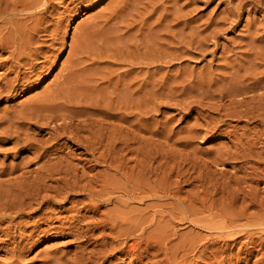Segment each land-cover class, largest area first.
Masks as SVG:
<instances>
[{
	"label": "bare ground",
	"instance_id": "bare-ground-1",
	"mask_svg": "<svg viewBox=\"0 0 264 264\" xmlns=\"http://www.w3.org/2000/svg\"><path fill=\"white\" fill-rule=\"evenodd\" d=\"M54 1L0 0V55L8 54L4 60L0 59V74L3 75L0 99L23 93L31 79L37 77V71L49 62L47 51L41 46L42 50L35 49L33 45L35 39L40 38L38 36L51 33L52 23L55 25L52 20L57 10ZM214 1L204 0L206 3ZM219 1L226 9L199 24L200 19H194L190 10L183 13V6H178L176 0H121V7L116 4L119 10L111 9L108 16L98 17L104 25L92 24L99 35L107 37L104 40L117 43L125 37L121 33L118 35L119 25H126L128 31H133L139 22L136 34L135 31L131 34L130 41L125 39L128 43L125 41L124 47L128 52L122 47L127 53L120 49L121 52L114 49L116 52L111 53L113 58L119 56L120 64H126L128 70L117 75V71L113 72L115 77H111L106 76L108 72L102 70L104 67L100 71L106 75L95 73V68H81L84 62L79 57L85 55L81 47V53L75 52L74 60L64 70L67 73L60 77L55 90L23 105L17 115L1 114L0 140L4 142L0 143V154H12L14 159L25 155L11 168L0 166V252L7 261L3 262H22L27 245L35 234L42 233L72 238L76 248L68 258L69 253L60 254V257L57 253L47 256L45 264H107L114 257L128 264H232L234 261L250 262L255 253L258 260L254 264H264V151L258 152L255 148L256 144L264 148V40L260 36L264 23L251 21L249 17L244 27L247 33L245 53L240 52L244 54L233 60L232 56L228 57L219 75L209 71L197 75L198 78L193 75L180 80L182 73L178 77L169 73V78H156L165 68L163 64L170 66L189 56L206 57L210 53L209 45L213 43L215 48L219 36L238 26L245 13L264 14V0ZM130 8L134 9V14L128 11ZM152 17L155 22L147 26ZM58 23L56 21V25ZM127 33L125 31L124 35ZM85 34L87 32L83 36ZM39 59L41 62L33 64V60ZM90 60L98 63L93 58ZM39 64L42 67L38 68ZM101 84L104 87L99 89ZM158 99L166 100V104L173 101L177 107L181 105L183 111V107L187 111L206 108L214 115L186 129L188 135L180 142L185 148L198 139L205 143L221 137L227 132L223 128L229 127V121L238 124L243 120H248V124L254 121L257 127L251 129L253 131L245 126L244 130L240 128L244 133H234L232 147L218 148L216 157L210 161L211 165L239 164L232 167L234 174L222 181L223 173L217 179L209 162L205 165L201 162L203 172L196 166L200 175L195 179L202 189L200 193L197 190L191 197L188 195L190 198L186 196L188 193L187 199L177 198L175 191L178 189H172L174 186L164 170L173 157V150L169 149V158L164 153L168 154L167 150L164 148V151L161 144L156 145L157 140L149 138L165 136L166 132L168 138L165 137L169 139L176 129L173 132L166 125L161 127L162 124L158 126L161 129H156L153 127L156 118H151L153 114L147 117L151 118L149 123L142 115V109L153 107ZM151 108L150 112L159 110ZM148 113H144L145 117ZM108 119L121 122L122 127L123 123H128L135 130L131 132L120 124L117 126L118 122L113 125L110 121L109 125ZM260 126L262 131L257 130ZM145 131L147 139L153 142L147 152L146 147L141 146L146 139L139 138L138 134ZM250 136L253 137L250 139ZM132 143L140 146L133 149ZM6 144L11 147L3 148ZM129 154L130 158L134 155V159L127 160ZM129 160L135 165L129 166ZM171 162L172 166L180 163L173 164L172 159ZM183 164L174 168L182 169ZM174 171L171 168L169 172ZM146 201L151 203L147 205ZM134 204L147 207L141 210L133 207ZM110 206L112 208L108 209ZM24 218L29 221H19ZM176 221L207 231L209 236L201 238V234L192 230L188 233L178 231ZM221 245L227 249H222Z\"/></svg>",
	"mask_w": 264,
	"mask_h": 264
},
{
	"label": "rangeland",
	"instance_id": "rangeland-1",
	"mask_svg": "<svg viewBox=\"0 0 264 264\" xmlns=\"http://www.w3.org/2000/svg\"><path fill=\"white\" fill-rule=\"evenodd\" d=\"M72 1L75 2V3H72L71 0H63V1L62 0H55L54 1L53 4L56 7L55 10L56 9L57 10L54 12L52 20H53V22L55 21L54 22L55 25L53 26V23H52V25L49 28V33L50 32L51 33L55 32L56 34L55 33H53V34L50 33L49 35H53V36H51V38H50L49 35L48 36L46 35L47 37L45 35H44V37H42V35L38 36V37H40L39 38L40 40L37 37V39L39 41L35 39V45H33V47L35 49L42 50L40 48V46H41L42 48H44L43 49L44 52L47 51L46 52V56H48L49 62L47 63V65L44 66L45 68H43L42 70L37 71L38 72L37 77H33V79H31V81H30L31 83L28 84V86L26 87V89H25V91L23 93H21L18 96H15V97L14 96L12 97V95L11 96L8 95L7 97H4V98L0 99V112H1L0 116H1V114L2 115L3 114L4 115L5 114L6 115L7 114L10 115V113H11L10 117H12L14 115H17L18 114L17 111L21 112L23 107L26 106L25 104H27V103L29 104L31 101L36 100L39 97H42V95L44 93L48 92L51 89L55 90L56 86H57V84L59 82L60 77L67 73V71L65 72L64 70L70 65L69 64L70 61L74 60L73 56L75 55V52L77 51V53H79V52L81 53L82 48H84L82 51H84L85 55H82V56L79 55L80 56L79 58L82 57V62H84V65L81 66V68H91V69L95 68V69H93L94 72L95 73L97 72V74H99V72L103 73V71H100L101 70L100 68L104 67V68H102V70L106 69L104 72H108V74L107 73H106L107 75L105 73H103V74H105L106 76L110 75L111 77L115 75L116 71L118 72V73H116V75H117V74H119V72L123 73L125 70H128L126 68L128 66H125L126 64H124V63H123V65L120 64L122 62L120 61L121 59L119 58V56H114L116 58V60H114L115 58H113V55H111V53H113V51L116 52V50H118L117 53L120 50L124 51V52H126V51L128 52V50H126V48L124 47V44H125L124 42L126 41V44H127L128 41H130V39H131V37H130L131 34L132 35L136 34L137 29L140 27L139 22H137L138 23L137 29L133 30V31L132 30L128 31L126 29V27H125L126 25L125 26L123 25V27H125V28H123L120 25L119 26L116 25V26L119 27L118 35H119V33H121V35L123 34L122 36H125V37H121V35H120V37L123 39V41H122V39L117 41L118 45H120V46H118L117 43H114L116 41H112L114 43L113 44L112 42L109 43V41L107 40L109 45H110L109 46L107 44V41L104 40V38L106 36L104 37V35L103 36L99 35L96 32V28H95V26L93 24L95 22H98V23L100 22L99 24L101 26L104 25V23L101 22L102 20H100L98 17L100 15H102V14L108 16V14L111 12V11H108V10H111V9L112 10L113 9H118L119 10L120 8L119 7L117 8V5L119 4V2L121 0H84V1L72 0ZM167 1H169V0H167ZM176 1L178 3L177 4L178 6H180V7L183 6V9H184L182 11L183 13L184 12H189L188 10H190V13H191L192 17H195L194 19H200L199 24L204 22V21H206L209 17H212V16L213 17H215V16L217 17L224 9H226V5L225 4H221V1H219V0H216L213 3L212 2L211 3H206V2H204V0H176ZM77 2H79V3H77ZM170 4H172V3H170ZM76 5L78 6L77 8L75 7ZM118 6L121 7L120 4ZM171 9H170V12H172ZM133 10H132V8L128 9V11H132L131 14L132 13L134 14ZM126 13H125V15H126ZM128 14L129 13H127V17H128ZM138 17L139 16H137V20H140V17H139V19H138ZM154 17H152L148 21V24L149 23L153 24L155 22V18ZM249 17H250V19H249ZM242 18H243V20H241V22H240V24H238V26H235L233 29L225 31L221 36H219L220 38H218L219 40H217L218 43H216L215 48L213 46L214 45L213 43H211L209 45L210 46L209 47L210 53L206 57H201V56L200 57H198V56L191 57V56H189V57H185L182 61H179V63L176 62V63H173V65H170V66L169 65L165 66V64H163L165 68H163L162 71L164 73L162 71L157 73L158 75H157L156 78H160V77L169 78L170 75L171 76L173 75L172 77H178V75H180L181 73H182L181 77H179L180 80H181L182 77H187L188 76L190 78V76H193V75H194V77L196 76L195 78H198V76H200V74L201 75H205V74L210 73L209 71H211L210 74L214 75V73H215V75H219V73H221L223 71V68H221V67H224V65H225V64L223 65V62L228 60V57L232 56L230 58H231V60H233V59H236V57H238V56H239L238 58H240L242 56V54L245 53L243 51V47H244V44L246 42V35H247V33L245 31L246 29L244 28L246 23L249 20H251V19H252L251 21H253V20L255 21L256 20L255 22H257V23H259V22H263L264 23V14L263 13H260V14L256 13L255 14V12L252 11L250 13V15L245 13ZM135 20H136V18H135ZM152 20H154V21H152ZM56 21L59 22L58 25H56ZM114 23L115 22H113V24ZM110 24L112 25V22ZM136 24H134V25H136ZM89 25L92 26V28L90 27L91 30L89 28ZM93 26H94V28H93ZM147 26H150V24L147 25ZM86 28H89V30L87 29L89 32L86 31ZM263 28H264V24H263ZM54 29H55V31H54ZM124 30L128 32L125 35H124V33H125ZM85 31L87 32V34H85V36H83L84 33H86ZM90 31H93V33L90 34L91 33ZM130 32H132V33H130ZM133 32H134V34H133ZM94 33L96 35H94ZM146 33H147V31H144L143 34L146 35ZM260 33H262L260 36L264 40V29L261 30ZM88 35H91V36L89 37ZM132 37H134V36H132ZM142 37L143 36H141L140 39H142ZM105 39H107V37ZM125 39H127L128 41L125 40ZM103 41H106V42H103ZM36 42H38V43H36ZM132 42L134 43L135 41H132ZM41 43H42V45H41ZM242 43H243V46H242ZM107 46H109L111 48L109 49ZM217 46H218V48H217ZM113 47H115V48H113ZM122 47L126 51L124 49L122 50ZM106 49H109V50H107V52H104V51H106ZM114 49H116V50H114ZM110 50H112V52ZM108 51L110 52V54H108ZM240 52H244V53H240ZM106 54L109 56V58L110 57L111 58L110 59L107 58L108 56ZM235 54H238V55H235ZM0 56H2V57H0V59L4 60L3 58H5V57L7 58L8 54H4V55H0ZM101 56H102V59H101ZM92 58L95 59V61L98 62V63L95 64V62H93L94 60L93 61L90 60ZM117 58H119V60ZM103 59H106V60H103ZM39 60H33L32 62H33V64H37V63L41 62V59H39ZM42 61H43V59H42ZM41 64H39L40 66H38V68L42 67ZM100 64H101V66H99ZM95 65H97V66H95ZM163 65H161V66L163 67ZM96 68L99 69V70H97ZM22 72H24L23 69H22ZM113 72H115V73L111 74ZM212 72H214V73H212ZM101 73H100V76H102ZM160 73H161V75H160ZM169 73H170V75H169ZM202 73H204V74H202ZM176 74H177V76H175ZM1 75L2 74H0V76ZM105 75H103V76H105ZM162 75H166L167 77L166 76H162ZM2 76L0 77V83H1ZM97 78L100 79V77H97ZM98 83L100 84L101 82H98ZM101 87H104V85L102 86V84H101L99 89ZM9 96H10V98H9ZM158 100H157L158 102L156 101V105H154L153 107L151 105V106H148V108L145 109V110L142 109V112H143L142 115H144V117L143 116L142 117H143V119H147V117H150L151 114H153L151 116V118L153 120L156 118L155 119L156 122H154V126H153L154 128L157 129V128H159L161 126L159 124H162L161 127L166 125L169 130L172 129L173 132H175V129H176V132L178 133V134H176V132L173 133L174 135H172V136L173 137L175 136L174 139H173V137H170L169 139H166V137L168 138V136H167L168 134L166 132H164V134H166L165 135L166 137L163 135L162 137L158 136V137H155L153 139L149 136V138L151 140H155V141L157 140V144L156 145L161 144V147H163V150H164V148L167 150L168 154H166V152H164L165 155H168V156L170 155L171 156V154H172L173 157L170 158V156H169V158H170L169 161L170 162H168V159H167L168 156H166V160H167L166 162H168L167 163V168L168 169L164 168V170H165V173L171 179V181L169 180L170 184L172 183L171 186H174L173 188L172 187L171 188L172 189L177 188L178 190H181V192L178 191V190H177L178 191L177 192V191H175L176 189H174L176 194L178 193L177 194L178 196H176V197L183 200L186 196L190 195V197H191L192 194H194V192L197 193V190H198V193H200V191L202 190L201 188L200 189L198 188L200 186L195 181V179L197 178L198 174L200 175V173H198V172H200L201 168L203 169V165L202 164L205 165V163L209 162L208 164L211 165V162L213 161V159L217 155L216 151L218 150V148H221V147L222 148H226V147H230L231 148L233 141H235V139H233L234 138L233 135H235V134H239L240 135L241 132L243 134L244 133L243 130L246 129V128H248V130L249 129L250 130L254 129L255 127H257V124L253 123L254 121L253 122L249 121V122H251V124L250 123L248 124V120H243L242 123H239V124H238V122H235V121H229V124L227 122L229 127L223 128L224 130L227 129V130H225V132L226 131L227 132L223 133V135L221 137H218V138L215 137L214 141H208V142H205V143H201V139H198L194 143L191 142L192 143V144H190L191 146L187 145V148H185V146L183 147L182 144L180 145V142L182 143L183 142L182 140L186 139L185 136L188 135L186 133L189 130L188 128H191L195 122L201 123L202 121H204V119H205L204 117H208L209 115L211 117L213 114L208 112V110H206V108H196V107L192 111H187L186 107H183L184 111H185L184 112L183 109H182V106L180 105V107H177V104L175 105V102H173V101L169 102L168 104H166L167 103L166 100H163V99L162 100L158 99ZM160 100L162 102L161 103L162 105L158 104V103H160ZM165 101H166V103H165ZM190 101L191 100H188V102H190ZM163 103H164V105H163ZM170 103L174 104V106L176 108L174 106H172ZM151 107L154 109V111L158 110V109L159 110L155 111V112H150L148 109L151 108ZM152 108L150 110H152ZM13 112L15 114H13ZM147 112H149L150 114L148 113L146 115V117H145V114ZM153 116H155V117L153 118ZM151 118H149V119H151ZM149 119L146 120L147 123H149ZM110 121L113 123V125L116 122H118L117 120L115 121L113 119H108V122H110ZM146 121H143L142 124L144 125V122H146ZM111 122H110V124L109 123L108 124L111 125L112 124ZM166 122L167 123L169 122V123L166 124ZM120 123L121 122H118V123H116V125L119 126ZM147 123H145V124H147ZM126 124H128V123H126ZM126 124L123 123V127L125 129L129 128L128 130L132 132V130L134 128L133 127L130 128V124H128L129 126L126 125ZM168 125H170V127H172V128H170ZM144 126H147V125H144ZM121 127H122V125H121ZM242 127H244L243 130L240 129ZM159 129H161V128H159ZM186 129H188V130H186ZM236 129H237L238 132L236 131ZM257 130L258 131H262L263 130L262 126H260ZM251 131H253V130H251ZM133 132H135V131H133ZM142 132L138 133V134L141 135V136L138 135V137L139 136H140L139 138L143 137V139L145 138L146 140L141 139V140H143V143H142L141 146L146 147V149H144L145 151L148 150V147H150L149 148V150H150L151 149V145H152L153 142L148 140L149 138H148V134H147L148 132L147 131H145L144 133H142ZM149 135H150V133H149ZM129 137L132 138V135L129 136ZM252 137L253 136H250V139ZM46 138H47V136H46ZM166 140H170L171 142H173V140H174V142L171 143L170 141L168 142ZM175 140H177V141H175ZM146 141H147L148 144L146 143ZM160 141H161V143H160ZM164 141H166L165 145H167L168 147L163 145ZM1 142H4V140L1 139L0 143ZM176 142H178V144ZM168 143L171 144V147H170V144H168ZM136 144L137 143H132L131 144L133 149H135L136 147L138 148L140 146L139 144H137V146H136ZM6 145H4V146L2 145L3 148L11 147V144L7 145V147H6ZM148 145H150V146H148ZM257 145H258V147H257ZM260 146H261V144L260 145L256 144V147H255L256 150L258 149L257 150L258 152H259V150H260V152L264 151V148H262ZM132 147H130V148L132 149ZM144 147H142V148H144ZM152 148H153V146H152ZM169 149H171V151L173 150V153L171 152V154H170L169 153L170 152ZM166 150H164V151H166ZM192 153L194 155H192ZM11 155H8V156L4 155L3 156V154L2 155L0 154V164L2 162H4L0 166L3 167V165H5L3 168H6L7 166H8V168H11V166H13V164L16 165V163L18 164L19 162H21L22 158L25 156L24 154L23 155L20 154L18 158L14 159V157L12 158L13 155L12 156ZM128 156H129V158H128ZM128 156L126 158L127 160L128 159H130V160L134 159V155H133V158H132V155H131V158H130V154ZM175 156H176V158H175ZM195 158H196V160L198 162L195 160ZM171 159L173 160V164H175L174 162H180V163H176V165H174V166H177V164H180V166H181V164H183L181 162L185 163V161H186L187 164L186 163L183 164L182 169H181V167L174 168V166H172ZM130 160H129L130 164L129 163L128 164H129V166L131 165V167H132L135 164L133 162H131ZM162 161H165V159H163ZM194 161H195V164L197 163V165H195V166H194ZM190 162H191V164H190ZM201 162H203V163L201 164ZM229 163L230 164H228L226 166L215 165V164L211 165V167H212L211 170L215 171V172H213V174L215 173L214 175L217 177V179L219 178V176H221L220 174L223 173L224 179L222 177V181L225 180V179L227 180L228 177L231 176V174H234V169L232 167L240 166L239 164H237V165L233 164V166H232V163L231 162H229ZM169 164L171 165V167H170ZM191 165H193L194 167H192ZM196 166L199 167V168L201 166V168L198 169ZM171 168H173V170L175 169V171L172 172V173L169 172ZM193 168L197 172L194 173L193 172L194 170H191ZM202 169H201V171H202ZM178 170H181L182 172H184V174L181 171H178ZM216 170H217V172H216ZM212 171H211V173H212ZM218 172H219V174H218ZM160 178H161V175L158 178V181H157V179H155V180L157 182H159ZM192 178L194 180H192ZM5 179H6V177H4V180ZM222 181H220V182H222ZM201 196H203V195H201ZM190 197L188 196L187 198H190ZM187 198H185V199H187ZM214 198L217 199V198H219V196H215ZM163 200H165V199H163ZM148 202L149 201H146L145 203H147V205H148ZM170 202H173V201H170ZM150 203L151 202H149V204ZM147 205L144 206V204H136V205L134 204L133 207H135V208L137 207L138 209L144 210V209H146ZM68 207H70V206H68ZM80 207H78V208H80ZM143 207H144V209H143ZM111 208L112 207L110 206V208H108V209H111ZM166 210H168V209H166ZM25 220H26V222L29 221L27 218L26 219L24 218V219L19 220V221H24L25 222ZM168 220H169V218H168ZM190 226L191 225H189V224L188 225L187 224L186 225L185 224H178V222L175 224V228L176 227L178 228L176 230L182 231L183 233H188L189 230H192V231H194V233H196L198 235L201 234L200 235L201 238H207L209 236V232H207V231L205 232L204 230L201 231V229L193 227V226H191L192 227L191 228ZM149 230H148V232H149ZM151 231H152V228H151ZM182 232H180V233H182ZM35 236L36 237H33V239L35 241L32 239V242H30V244H33V245H30V244L27 245L26 249H28V250H25L27 252L24 253V255L22 257L23 259L21 258L22 262L20 261L19 264L20 263L21 264H43L44 263L45 264L46 261L45 262H43V261L47 258V256H53V254H56V253L58 254L57 257H60V254H61V256H65L66 254L69 253V256L68 255L66 256L68 258V257H70L72 255L71 253H73L75 251V249H76L75 245H73L74 243L72 241V238H69V237H67L65 235H62V234H48V235H45L46 236L45 237L42 233H38L37 235L35 234ZM96 245L97 244H95V246ZM220 247L221 248L223 247L222 249H224V250L227 249L226 246H222L221 245ZM239 247L240 246H238V248L236 247L237 251H238ZM222 249H220V250L222 251ZM237 251H235V252H237ZM54 256H56V255H54ZM256 256H257V254L255 253L254 254L255 258L253 257L250 262H242L241 263V262H238V261H234V262H232V264H248V263L249 264H254V263H256V260H258V259H256ZM116 258L117 257L112 258L113 260L109 259L107 264H110L109 262L110 261L113 262L114 260H116ZM3 261L7 262L4 253L0 252V264H7V263H5ZM125 263L128 264L127 261ZM125 263H124L123 260L120 259V260L114 261L112 264H125Z\"/></svg>",
	"mask_w": 264,
	"mask_h": 264
}]
</instances>
